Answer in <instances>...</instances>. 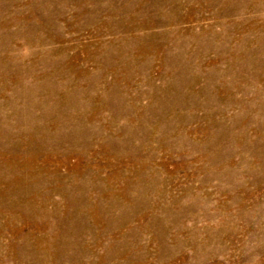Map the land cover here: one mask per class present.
<instances>
[{
    "label": "rangeland",
    "instance_id": "1",
    "mask_svg": "<svg viewBox=\"0 0 264 264\" xmlns=\"http://www.w3.org/2000/svg\"><path fill=\"white\" fill-rule=\"evenodd\" d=\"M0 264H264V0H0Z\"/></svg>",
    "mask_w": 264,
    "mask_h": 264
}]
</instances>
